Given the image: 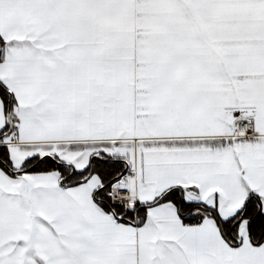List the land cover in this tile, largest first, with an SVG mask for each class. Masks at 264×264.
Returning <instances> with one entry per match:
<instances>
[{"label": "snow or ice", "instance_id": "snow-or-ice-1", "mask_svg": "<svg viewBox=\"0 0 264 264\" xmlns=\"http://www.w3.org/2000/svg\"><path fill=\"white\" fill-rule=\"evenodd\" d=\"M0 264H264V0H0Z\"/></svg>", "mask_w": 264, "mask_h": 264}]
</instances>
